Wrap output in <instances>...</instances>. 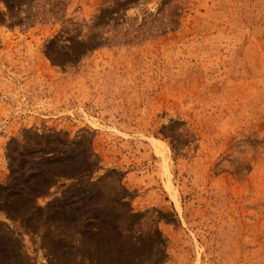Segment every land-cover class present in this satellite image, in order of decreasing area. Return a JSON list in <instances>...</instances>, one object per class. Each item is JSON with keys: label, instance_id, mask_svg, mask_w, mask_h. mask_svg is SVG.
Returning a JSON list of instances; mask_svg holds the SVG:
<instances>
[{"label": "rangeland", "instance_id": "1", "mask_svg": "<svg viewBox=\"0 0 264 264\" xmlns=\"http://www.w3.org/2000/svg\"><path fill=\"white\" fill-rule=\"evenodd\" d=\"M0 264H264V0H0Z\"/></svg>", "mask_w": 264, "mask_h": 264}, {"label": "bare ground", "instance_id": "2", "mask_svg": "<svg viewBox=\"0 0 264 264\" xmlns=\"http://www.w3.org/2000/svg\"><path fill=\"white\" fill-rule=\"evenodd\" d=\"M172 188V187H171ZM177 206H178V208H179V203H177Z\"/></svg>", "mask_w": 264, "mask_h": 264}]
</instances>
